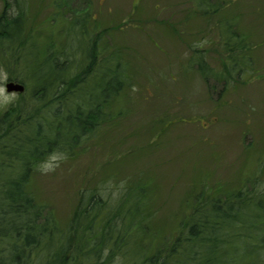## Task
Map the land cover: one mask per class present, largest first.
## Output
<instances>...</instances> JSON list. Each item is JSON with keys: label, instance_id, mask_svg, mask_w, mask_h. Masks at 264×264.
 I'll return each instance as SVG.
<instances>
[{"label": "rangeland", "instance_id": "obj_1", "mask_svg": "<svg viewBox=\"0 0 264 264\" xmlns=\"http://www.w3.org/2000/svg\"><path fill=\"white\" fill-rule=\"evenodd\" d=\"M19 12L24 34L37 41L26 50L28 69L22 58H10L13 49L0 55V68L24 82L22 95L31 97L35 78L49 82L48 55L81 74L97 36L98 63L75 101L85 102V93L107 77L123 82L119 93L92 98L101 111L96 136L55 171L42 173V161L31 179V191L60 228L78 188L140 175L151 184L153 229L168 241L202 183L224 193L264 164V0H0V16ZM81 17L86 35L75 28L68 39L77 37L74 44L85 49L69 51L63 30ZM235 34L250 51L251 68L241 76L225 47L224 38L237 41ZM204 60L210 71L199 67ZM58 73L64 78L67 71ZM54 152L65 153L51 151L44 161Z\"/></svg>", "mask_w": 264, "mask_h": 264}, {"label": "trees", "instance_id": "obj_2", "mask_svg": "<svg viewBox=\"0 0 264 264\" xmlns=\"http://www.w3.org/2000/svg\"><path fill=\"white\" fill-rule=\"evenodd\" d=\"M21 16V12L0 16V55L13 49L10 58H22L28 69L26 50L37 41L24 34ZM236 38H224L225 47L231 53L229 61L234 62L231 68L239 67L241 76L251 68L250 51L244 38ZM96 41L85 42L89 49L93 47V55ZM88 50L81 74L69 72L65 62L48 55L49 82L35 78L31 97L22 95L23 91L17 104L0 112V264H264V164L224 193L202 183L168 241H160L161 232L153 229L150 180L140 175L115 182L108 176L110 181L78 188L72 215L65 227H59L51 209L31 191V179L49 152L60 149L76 156L75 148L96 136L101 111L92 98L117 94L123 84L110 83L107 77L105 85L85 93V102L75 101L94 71L95 64L89 63L97 61ZM202 62L199 67L210 71ZM223 68L228 69L227 62ZM61 70L67 71L64 78L58 73ZM114 188L118 193H112Z\"/></svg>", "mask_w": 264, "mask_h": 264}, {"label": "clouds", "instance_id": "obj_3", "mask_svg": "<svg viewBox=\"0 0 264 264\" xmlns=\"http://www.w3.org/2000/svg\"><path fill=\"white\" fill-rule=\"evenodd\" d=\"M9 80L8 73L5 69L0 68V108L7 109L11 104L15 103L18 99L16 91H8L6 85ZM67 158L66 153L54 152L47 160L43 161L39 165V169L42 173L49 171H55L56 167H59L61 161Z\"/></svg>", "mask_w": 264, "mask_h": 264}, {"label": "flooded vegetation", "instance_id": "obj_4", "mask_svg": "<svg viewBox=\"0 0 264 264\" xmlns=\"http://www.w3.org/2000/svg\"><path fill=\"white\" fill-rule=\"evenodd\" d=\"M69 23L70 24H68V26H66V28H64V30H63V32L66 33V39H67V41H66L67 44L66 45L70 44V46L69 45L67 46L69 51H75L76 52L78 49H81V48H79L77 43L74 44V41L76 39H78V38L77 37H73L72 39L69 40L68 36L70 35V33H74L75 28H83V35H86L85 26H84L85 25V19H84V17H81V19L79 18V19L75 20L74 22L70 21ZM99 33L102 36L101 31ZM85 38H86V36L83 39H85ZM95 39L98 41L99 37H95ZM97 54H98L97 52H96V55H93L92 51L88 52V55L89 56H92V55L95 56L96 60H98V55ZM99 60H101V59H99ZM92 63L96 65L98 63V61H95V63L91 62V63H89V65H92Z\"/></svg>", "mask_w": 264, "mask_h": 264}, {"label": "water", "instance_id": "obj_5", "mask_svg": "<svg viewBox=\"0 0 264 264\" xmlns=\"http://www.w3.org/2000/svg\"><path fill=\"white\" fill-rule=\"evenodd\" d=\"M8 91H16L17 93H21L24 91V84L23 83H20L18 81H14V80H11V81H8L7 82V85H6Z\"/></svg>", "mask_w": 264, "mask_h": 264}]
</instances>
